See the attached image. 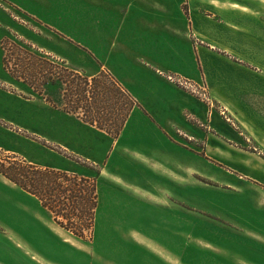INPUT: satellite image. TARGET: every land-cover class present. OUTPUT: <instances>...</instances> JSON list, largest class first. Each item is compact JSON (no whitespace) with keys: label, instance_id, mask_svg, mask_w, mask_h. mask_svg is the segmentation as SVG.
Here are the masks:
<instances>
[{"label":"crops","instance_id":"0c3cea01","mask_svg":"<svg viewBox=\"0 0 264 264\" xmlns=\"http://www.w3.org/2000/svg\"><path fill=\"white\" fill-rule=\"evenodd\" d=\"M174 1L176 4L172 0H143V3L180 8L178 17L182 23L188 24L191 42L186 63L179 67L186 72H178L197 81L202 80L208 87L210 100L201 99L170 83L157 71L170 69L161 57L171 53L169 42L158 47L157 39H169L171 33L167 27L174 21L173 16L167 10L157 15L151 8L142 15V0H124L122 6L127 8L120 20L123 25L116 49L111 46V38L104 34L99 42L92 37L86 46L95 54H116V61H108L107 67L132 93L138 105L132 110L118 138L96 126L86 125L87 122L84 127L72 124V152L108 167L114 152L122 150L133 156L132 175L141 177L146 172L152 175H147L152 184L149 187L140 182L132 183L131 174L105 178L108 193H111L104 206L107 215L114 218L122 214L128 215L127 218L131 215L134 217L130 220L134 223L152 222L163 227L173 221L172 207L165 204L171 198L169 193L172 190L158 184L178 182L172 177L174 167H180L181 173L183 168L187 171L188 138L194 139L196 144L202 141L209 148L231 151L235 156L219 158L220 163L229 167L245 165V173L258 179L260 177L250 169L254 158L245 156V163L238 162L240 159L237 157L241 155L237 152L240 149L239 135L243 132L237 134L234 124L237 119L242 120L244 123L240 122L245 126L260 127L261 133L264 132V0ZM54 14H60L58 6ZM46 22L64 30L49 20ZM16 23L11 14L0 7V49L8 33L18 30ZM157 23L165 24L160 33L156 30ZM66 37L72 49V33ZM3 57L0 51V75L5 71ZM8 94L0 88V121L19 124L12 114L13 98H4ZM209 101L216 103L217 107L214 108ZM26 108L24 124H20L41 133L40 110ZM30 118L36 120V125L30 124ZM245 132L249 140L258 138L259 133L248 129ZM11 140L21 141V149L9 143ZM0 146L33 162L36 160L30 156L29 148L44 152L43 145L36 140L1 122ZM44 166L69 170L61 165ZM180 176L182 186L183 175ZM176 213H179L178 209ZM114 218L110 220L114 222ZM177 219L183 230V218ZM121 224H117V229ZM112 230L110 227L108 231ZM174 242L176 250L181 248V253L182 240ZM171 245V241L156 237L127 240L111 238L107 233V238L96 250L98 255H94L92 248L87 249L88 243L72 236V232L54 220L52 212L38 197L0 172V264H172L164 258L166 255L163 257L164 254L158 252L161 249L167 254L172 250Z\"/></svg>","mask_w":264,"mask_h":264},{"label":"rangeland","instance_id":"374dc122","mask_svg":"<svg viewBox=\"0 0 264 264\" xmlns=\"http://www.w3.org/2000/svg\"><path fill=\"white\" fill-rule=\"evenodd\" d=\"M172 1L176 4L174 0ZM123 2L124 0H0V7L8 11L13 20L18 23H16L18 30L8 33L5 38L19 44L24 42L25 46L34 52L48 56L54 61H64L72 69L86 75L91 76L107 71L117 78L116 74L107 67L108 61H116V54H95L92 48L86 46V43L90 42L92 37L99 42L104 34L105 37L111 38V46L114 50L116 49L118 35L123 25L120 20L127 8L122 6ZM141 5L142 15L147 14L148 8H151L156 11L157 15L167 10L174 18L171 26L167 27L171 33V36H168L169 39H157L158 47H164L165 42H169L168 47L171 48L169 55L161 56L170 69H158V73L159 70L162 71L163 75L159 74L167 81L207 101L205 95L201 94L207 93L210 98L208 87L204 82L186 76L183 74L186 70L179 68L186 63L191 42L187 32L188 24L182 23L178 17L180 8L176 6L164 8L158 3L155 5L149 2L144 5L143 0ZM57 6L60 14H54ZM46 20L64 30L54 28ZM164 26V23L156 24L158 33L164 29L162 28ZM69 32L72 33V49L66 39ZM0 51L4 56L5 49L2 44ZM178 68L179 70L175 71ZM178 71H183V73ZM167 74L181 76L183 82L170 81L167 79ZM0 88L11 94L4 98H13L12 114L16 121L20 123L24 121L26 117L23 115L27 110L26 107L36 111L40 110L38 118L41 122V133L22 126L20 123L19 125L8 120L0 121L6 127L13 128L25 137L34 139L43 145V153L32 148L28 150L30 156L38 164L61 165L81 175L98 178L101 202L96 213L94 236L86 240L76 236L90 245L87 249L92 248L94 255H98L96 250H99V244L107 238V233H109L111 238L138 240L139 238L156 237L160 240L171 241L173 245H171V251L168 250L166 254L158 247V252L164 254L163 257L166 255L164 258L172 264H264V132L261 133L260 127L247 126V124L245 126L244 122L240 120L243 122L241 123L238 119L234 124L237 134L243 132V135H239L240 149L237 152L241 155L237 157L240 159L238 162L245 163V156L254 158L250 169H253L260 178L256 179L246 174L245 165L229 167L221 164L219 158L230 159L235 156L231 151L209 148L202 141L196 144L194 139L188 138L187 171L183 168L181 173L180 167H174L172 177L173 180L178 179V182L163 181L158 184L172 190L169 193L171 198L167 199L165 204L172 207L173 221L165 227L159 224L154 225L152 222L134 223L132 219L130 220L134 216L130 215L127 218L128 215L122 214L114 218L107 215L104 209L111 196V193H108L109 187L106 185L107 179L105 178L112 175L127 174L130 176L134 167L133 156L122 150H116L111 166L107 167L102 163L92 162L93 160L84 155L72 152V124L84 127L83 124L86 123L80 117L81 114L69 113L65 110L63 83L48 84L42 93H38L35 88L23 80L13 78L5 70L0 75ZM198 90L201 93H198ZM209 102L214 108L217 107L216 103L214 105L212 101ZM222 112L225 113L223 108ZM30 122H32L31 125H36L35 119L30 118ZM247 129L253 133H259L258 138L249 140L245 132ZM248 135L251 136L249 133ZM94 138L97 137L94 136ZM9 143L20 149L23 145L20 144L21 141L15 140ZM13 156L30 160L24 155L0 146V163L4 162L9 165V162L14 160L9 158ZM127 161L130 162L127 164ZM145 174L141 177L131 174L130 179L132 183L140 182L149 187L152 184L147 175L151 177L152 175L147 172ZM180 175H183L182 186L179 183ZM186 176L187 179L184 178ZM177 209L179 213L175 215ZM178 217L179 220L182 218L184 220L183 230L177 223ZM110 218H114L115 221L113 222ZM107 220L110 222L107 223ZM111 222H113L112 225ZM120 222L122 224L117 229V224ZM110 227L112 231H108ZM133 227L137 230H132ZM72 236L75 235L72 234ZM176 239L182 240L181 253V248L176 250L174 245Z\"/></svg>","mask_w":264,"mask_h":264},{"label":"trees","instance_id":"16d2710c","mask_svg":"<svg viewBox=\"0 0 264 264\" xmlns=\"http://www.w3.org/2000/svg\"><path fill=\"white\" fill-rule=\"evenodd\" d=\"M4 68L10 75L42 93L48 84L64 85V108L87 123L118 137L138 101L115 77L103 71L86 75L64 61H54L9 38L2 41ZM0 172L40 199L54 220L82 239H92L100 204L97 177L17 158Z\"/></svg>","mask_w":264,"mask_h":264},{"label":"built area","instance_id":"2783aa9c","mask_svg":"<svg viewBox=\"0 0 264 264\" xmlns=\"http://www.w3.org/2000/svg\"><path fill=\"white\" fill-rule=\"evenodd\" d=\"M159 73L163 75V72L160 71V70H159ZM166 76H167V79L170 80V81H177V82H179V83H182V82H183V81L181 80V78H182L181 76L178 77V76H175V75H173V74H167ZM204 89H205V87H204ZM204 89H203V90H204ZM205 91H206V90H205ZM198 93H201V91L198 90ZM201 94H202V95L204 94L205 97H206L208 100H210L209 97L207 96V93H201ZM204 95H203V96H204ZM206 98H205V99H206Z\"/></svg>","mask_w":264,"mask_h":264}]
</instances>
